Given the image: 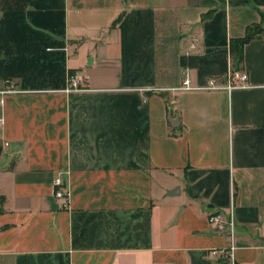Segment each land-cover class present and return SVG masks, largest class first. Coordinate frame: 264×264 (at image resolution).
Listing matches in <instances>:
<instances>
[{"label":"crops","instance_id":"obj_1","mask_svg":"<svg viewBox=\"0 0 264 264\" xmlns=\"http://www.w3.org/2000/svg\"><path fill=\"white\" fill-rule=\"evenodd\" d=\"M255 25L264 0H0V264H264V37L227 87Z\"/></svg>","mask_w":264,"mask_h":264},{"label":"built area","instance_id":"obj_2","mask_svg":"<svg viewBox=\"0 0 264 264\" xmlns=\"http://www.w3.org/2000/svg\"><path fill=\"white\" fill-rule=\"evenodd\" d=\"M230 76H232L234 79L239 80V83L236 84H228L227 87L229 90H232L236 87H245L248 85L249 81V75L248 73L243 69H238V70H232ZM7 91H14L16 89L15 84L11 80H7ZM183 87L184 88H191L190 86V79L187 76L183 82ZM208 88H219L220 85L215 83V79H209ZM83 83L81 81V78L77 76L76 74H70L69 77V84L68 87L66 88V91L71 92V91H79L83 89ZM55 185H56V191H55V196L57 198H64L68 196V192L64 191L62 189L63 186V180L60 177V174L56 177L55 179ZM208 219L211 224L221 226L226 222L225 216L222 211H215L209 214ZM215 254L216 251H213Z\"/></svg>","mask_w":264,"mask_h":264},{"label":"trees","instance_id":"obj_3","mask_svg":"<svg viewBox=\"0 0 264 264\" xmlns=\"http://www.w3.org/2000/svg\"><path fill=\"white\" fill-rule=\"evenodd\" d=\"M256 37H264V25L254 26V30L249 37L236 38L230 41V57L232 61V70L242 68L244 62V45L245 43Z\"/></svg>","mask_w":264,"mask_h":264},{"label":"water","instance_id":"obj_4","mask_svg":"<svg viewBox=\"0 0 264 264\" xmlns=\"http://www.w3.org/2000/svg\"><path fill=\"white\" fill-rule=\"evenodd\" d=\"M2 150H3V148H2V146L0 145V156H1V154H2Z\"/></svg>","mask_w":264,"mask_h":264}]
</instances>
